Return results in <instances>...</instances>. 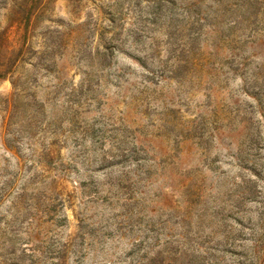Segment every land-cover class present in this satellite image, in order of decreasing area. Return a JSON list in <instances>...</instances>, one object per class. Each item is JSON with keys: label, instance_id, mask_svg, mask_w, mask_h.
<instances>
[{"label": "rangeland", "instance_id": "rangeland-1", "mask_svg": "<svg viewBox=\"0 0 264 264\" xmlns=\"http://www.w3.org/2000/svg\"><path fill=\"white\" fill-rule=\"evenodd\" d=\"M195 2L0 0V67L4 49L15 50L13 73L0 78V193L7 184L15 189L0 205L1 229L34 171L28 146L39 150L45 137L66 167L59 189L73 197L42 214L44 232L33 235L60 250L71 241L68 264H136L137 245L148 240L143 221L169 219L182 233L175 216L185 209L188 255L172 264H264V95L255 94L264 89V0L249 9L225 0L230 11L218 20L207 17L217 3ZM212 24L216 40L193 45ZM197 49L203 61L195 68ZM13 92L9 110L3 101ZM126 130L136 138L128 142L147 149L141 157L153 160L152 182L141 187L148 204L133 217L128 202L109 199L108 175L123 168L109 165L124 159L116 150ZM251 143L256 166L239 159ZM251 187L256 195L246 199ZM162 197L176 209L160 204ZM22 212L18 235L1 239V252L7 237L15 239L4 247L15 251L10 258L39 245L27 235L31 209Z\"/></svg>", "mask_w": 264, "mask_h": 264}, {"label": "trees", "instance_id": "trees-1", "mask_svg": "<svg viewBox=\"0 0 264 264\" xmlns=\"http://www.w3.org/2000/svg\"><path fill=\"white\" fill-rule=\"evenodd\" d=\"M162 1H166V0H162ZM212 1H214L218 5L217 6L218 8L214 11L213 14L207 15V17L212 18V20H218V17L220 16L221 13L230 11V9L227 6H224L226 3L225 0H212ZM193 2L194 3H192V6H195L197 3L195 2V0H193ZM226 4H229L230 6L237 7L240 9L242 8L249 9L252 8L256 3L255 0H229V2ZM200 15H205V12L201 10L199 16ZM207 17L205 18L200 16V19L202 21H207L209 19ZM210 24L211 23H208V25ZM210 27L212 28L211 33L207 32L204 35H201L200 33L197 36L194 35L192 37V44L195 45L196 41L203 37L206 38V40L208 41L211 40V38H214L212 39L214 42L216 40L215 37H218L219 33L216 25L212 24ZM4 53H5L4 57L7 60L0 67V78L6 77L8 74L13 73L14 70L12 68V65H10L8 61L12 59V57L14 56L15 50L13 48H5ZM192 54L195 55L192 65L195 68L201 66L200 62H202L203 59L201 58L200 60L199 56L202 55V50L201 49L193 50ZM110 56L111 54L108 53V58H110ZM109 65L110 63L108 64V67ZM142 66L146 68V66L144 65ZM174 71L175 70H171L168 72L173 73ZM147 72L152 75L155 74L154 71L148 70ZM164 75L165 72L162 71L161 77H163ZM253 75L257 76V73L254 72ZM146 78L147 77L143 75L144 82H148V79ZM12 84L13 87L17 89V84L15 82H12ZM255 94L256 96L261 94L264 95V89L256 90ZM16 96H18V94L16 92H13L10 97L6 98L3 101V103L7 105V108H9V110L13 109V101ZM256 96L254 95V97ZM51 133L55 134L57 133V130H53L51 131ZM120 136L122 137L123 140H121V144H118L119 146L117 147L116 151H118L117 153H119L117 154L118 157L124 159L123 161L116 163L111 161L109 167L112 168L115 166H120L122 164L123 168L118 170V172H115L113 170L111 174L108 175V185L110 186L109 199L113 201L117 200L119 203L122 201L128 202L124 204V206H126L125 209L127 211V214L133 217L135 213L138 214L144 212L148 204L147 198L141 196L145 194L141 189V187L146 182L149 183L152 182L153 168H152V164L148 165V163H150V161L153 160L149 156L141 157V154L148 155V151L145 147L144 148L140 147V145H138L136 141L128 142L130 139L136 140L135 136L132 134V131L126 130V133L123 134L122 132ZM42 139H43V142H41L42 147L39 150L35 149L31 145L28 146V148L32 150V153L29 157H27V160L31 161L32 166L30 167V171L32 170L34 171L32 172V174H30L29 178L21 185L20 191L16 193L15 199L11 202V208L6 210L7 212H10L12 219L5 221L6 228H2V229L0 228V245H1L2 244L1 239L5 235H7V233L14 234L15 236L18 235L20 229L17 227V223L22 222L19 219V217L23 213L22 210L31 209L30 212L31 220H33L34 222H32L28 227L29 233H27V235H29L28 236L29 239L30 237L36 239L39 245H37V248H31L32 246L26 248L25 252L23 251L24 253L23 256L10 258V255L15 254V251L8 252L4 247L5 245L6 246L11 245L12 241H14L15 243V239L13 240L12 238L7 237L5 239L2 248L3 251L2 252L0 251V264H68L66 255L68 254L71 241L62 244L61 246L62 249L60 250L56 248L55 244L51 243L50 241L47 242V240L45 239L47 238L45 235L46 233L43 234L45 235L44 238H40L36 234L33 235L34 232L37 231H41L42 233L44 232L45 229L44 224L45 222H47V218L43 217L42 214L49 216L50 211L54 207H56L54 206L56 202L57 204H60V206H65L66 202L69 203L72 202V197H73L69 193L65 194L66 197L63 196L64 194L62 193L63 191L59 189L60 182L63 179H65L60 175H63V173L66 172V167L63 164L62 158L56 155L55 152L56 150H54V147L57 143L47 142V140H45V137H43ZM127 143H129V145L131 146H127V148H125V144ZM253 145L254 144L251 143V145L249 146V150L247 152L246 157L240 156L239 159L240 161L243 162V164H252V166L253 165L256 166L255 158H257L258 155L256 153H252V150L255 148V146ZM113 156L114 155H112L111 157ZM18 157L20 158V156ZM86 157H88V155ZM127 163L128 165L126 166L125 164ZM19 164L21 165V162H19ZM243 168L254 171L251 167L249 168L244 166ZM55 171L56 173H54ZM83 183L84 186L85 185L87 186V182H83ZM96 183L97 181L92 179V184H96ZM39 184H42L41 188H33L34 191L29 192L30 187ZM96 187H98V185ZM14 191H15L14 186L10 184L5 185L3 192L0 193V205ZM246 193H248V196L245 197L246 199H252V197L256 195L252 187L248 189L247 192H244V194ZM161 199L162 200L160 201V204H162L164 207L168 205L172 210L176 209L175 207L170 205L169 201L166 200L165 197H162ZM160 212H161L160 214H166L168 216H171L167 214V212H165L164 209H161ZM203 212H205L204 209L200 214H198V218L201 219L202 215L204 214ZM185 215L186 216L190 215L188 209H185ZM186 216L183 215L175 216V219L177 220L180 219V221L176 222V224H179L181 229H183L182 233H178V234L176 233L177 231L174 230V228H172L173 226L171 220L169 219L165 220L159 217L157 220L147 219L143 221L145 222L144 226L146 229V231L144 232L146 233L145 238H147L148 240L141 242V244L137 245L138 255L137 252H135L136 264H172L173 261H177L180 258L187 257L188 252L186 251L185 246L189 245L188 243L189 236L185 228L186 226L183 225V223H185ZM143 219L144 218L142 217L140 218V220ZM164 235L166 236V238L162 240L161 237ZM178 237H181V240L177 239ZM138 241L139 239H136V242ZM161 244L162 247H159ZM154 246L158 247L157 250H155V252H154L155 249ZM189 248H192L193 250L195 246H190ZM199 248L202 249L200 245L198 249ZM212 249L216 251L217 250L221 251L219 248L216 249L212 248ZM255 256L256 254L253 256V258ZM26 257L27 259H25ZM237 264H245V262L238 260Z\"/></svg>", "mask_w": 264, "mask_h": 264}]
</instances>
